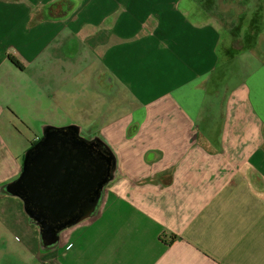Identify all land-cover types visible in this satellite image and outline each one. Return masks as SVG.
<instances>
[{"label":"crops","instance_id":"obj_1","mask_svg":"<svg viewBox=\"0 0 264 264\" xmlns=\"http://www.w3.org/2000/svg\"><path fill=\"white\" fill-rule=\"evenodd\" d=\"M233 4L239 14L229 16ZM263 30L264 0H0V79L44 62L66 33V45L101 54L96 87L116 85L117 112H127L123 140L103 127L97 136L110 148L118 139L161 147L146 164L144 148L124 145L95 214L43 251L23 200L5 192L23 167H12L0 135V264H264ZM221 43L246 50L234 84L214 77ZM131 125L137 137L125 133ZM37 138L25 139L23 157Z\"/></svg>","mask_w":264,"mask_h":264},{"label":"rangeland","instance_id":"obj_2","mask_svg":"<svg viewBox=\"0 0 264 264\" xmlns=\"http://www.w3.org/2000/svg\"><path fill=\"white\" fill-rule=\"evenodd\" d=\"M232 1L228 0L229 4H232ZM235 1L239 2V0ZM237 14H239L237 4H233L229 16ZM257 22L260 26L263 23L260 14H258ZM65 34H61L53 48L46 53L47 59L44 62L38 60L33 64L26 65L27 70L21 75L14 68L2 73L4 76L0 79V105L12 102L15 113L9 115L6 111L0 110L5 128L4 131L1 129L0 135L8 150L7 155L12 159V167L14 160L20 167H23L25 160L23 155L26 150L25 139L30 140L34 134L38 137L44 136V132L34 131V127H39L37 121L43 120L44 125H50L54 129L53 131L77 127L80 129L81 137L89 141L94 140L93 137H97L98 130L103 127L100 133H109L111 138L123 140V124L118 121L127 112H117L123 103L121 99L117 98L121 95L117 94L119 88L115 85L113 93L110 94L107 90H100L96 87L101 84L104 86L107 72L101 61V54L85 50L82 43L77 44L72 41V38L70 44L66 45ZM258 51L259 42L254 53L258 54ZM217 52L220 67L214 76L215 80L227 78L231 84H234L233 78H237V75H232L231 72L239 66L238 61L234 58L246 55L245 48L234 49L226 43H221ZM128 107L133 109L136 105L130 103ZM106 117L109 118L105 120ZM104 123L105 125H103ZM134 128L135 126H129L125 133L129 137H137L140 132ZM144 135H147L145 130H143L142 136ZM122 140H114V145L111 148L106 146L115 159L116 170L117 159L118 167L122 166L123 157L126 159L123 151L127 148L124 145L132 146V153L138 151V155L144 148L146 151L143 153V158L146 164L148 163L147 159L155 161L154 156L156 159L158 158L157 150L161 147L156 144L146 142L140 145L137 141L122 143ZM2 149L4 150L5 147ZM154 151H157L156 155H154ZM1 165H3L2 158Z\"/></svg>","mask_w":264,"mask_h":264},{"label":"water","instance_id":"obj_3","mask_svg":"<svg viewBox=\"0 0 264 264\" xmlns=\"http://www.w3.org/2000/svg\"><path fill=\"white\" fill-rule=\"evenodd\" d=\"M79 135L80 129L74 126L44 132V143L27 152L21 176L5 188L6 194L23 200L25 211L39 228L43 251L55 249L62 231L92 217L104 189L115 179V159L107 145L100 141L108 153L99 143L80 141ZM66 158L83 170L79 169V186L71 191L66 188L64 194L61 164Z\"/></svg>","mask_w":264,"mask_h":264},{"label":"flooded vegetation","instance_id":"obj_4","mask_svg":"<svg viewBox=\"0 0 264 264\" xmlns=\"http://www.w3.org/2000/svg\"><path fill=\"white\" fill-rule=\"evenodd\" d=\"M46 127L47 126H45V128L43 129L44 132H46V133L49 132V131L51 132V131L54 130L52 128L48 129ZM71 134L72 135L76 134V132L71 131ZM79 137L81 139L80 141H89L87 139L82 138L81 134L79 135ZM93 138H94V140H90V141L95 142V143H99L98 147H100L103 152H107V150H105L103 145L100 143L101 139L98 136L97 137H93ZM44 139H45V136L38 137L36 139V142H34L32 144L30 149L36 147L39 143H44ZM68 164H71L70 167H68ZM61 167L63 169V173H62L63 174V181H62V185L61 186H62V190L64 191V194H66L67 193L66 192V188H68V191H71L72 189H74V188L79 186V181L77 180V178H79V175L81 174V171L79 170L81 167L77 166L73 162L68 161V158H66L64 160L63 164H61ZM86 176H87V173H86V170H85V171H83V180H86ZM69 197H70L69 195L65 196L66 199L69 198Z\"/></svg>","mask_w":264,"mask_h":264},{"label":"trees","instance_id":"obj_5","mask_svg":"<svg viewBox=\"0 0 264 264\" xmlns=\"http://www.w3.org/2000/svg\"><path fill=\"white\" fill-rule=\"evenodd\" d=\"M9 60L14 64L16 65L17 67L19 68H23V65L17 60V58H14L12 56H8ZM33 221V220H32Z\"/></svg>","mask_w":264,"mask_h":264}]
</instances>
